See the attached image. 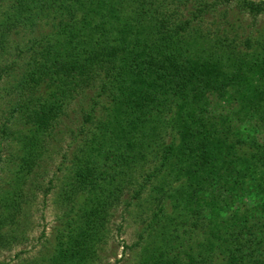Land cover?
Listing matches in <instances>:
<instances>
[{"label":"trees","instance_id":"16d2710c","mask_svg":"<svg viewBox=\"0 0 264 264\" xmlns=\"http://www.w3.org/2000/svg\"><path fill=\"white\" fill-rule=\"evenodd\" d=\"M220 8L264 16V0H0L14 174L42 169L65 128L75 148L55 172L65 209L43 264H97L115 211L153 183L138 264H264V38L238 49L206 32ZM26 192L6 195L0 243L16 241Z\"/></svg>","mask_w":264,"mask_h":264},{"label":"rangeland","instance_id":"374dc122","mask_svg":"<svg viewBox=\"0 0 264 264\" xmlns=\"http://www.w3.org/2000/svg\"><path fill=\"white\" fill-rule=\"evenodd\" d=\"M173 1L168 0V3ZM203 26L204 30L212 35L226 34L229 38L228 44L232 46L237 44L238 49L245 48L244 40L247 38L259 40V42H263L261 38H264V16L254 21L251 17H244L237 11H230L227 14L224 8L211 12L206 17ZM10 59L12 58L2 56L0 52V65H4L6 60ZM12 84L13 81L8 77L0 80V126L8 118L12 105L16 103V94H12V89H10ZM74 109L75 112L66 124L80 131L83 114L80 112L81 107L75 106ZM59 140L61 142L53 145L50 154L43 161V168L37 169L30 177L20 182L14 174L18 169L14 162L19 154L17 148L12 147L10 142L0 145V213L6 204V195L9 191L19 185L27 191L24 197L27 203L19 219L20 223L12 232L7 230L11 235H15L16 241H13L11 235L7 234L11 238L10 244L5 241L0 243V264H43L42 261L47 256L46 246L51 244L55 228L59 225L58 218L65 209L58 203L57 195L60 190L58 184L61 182L56 181L55 172L58 164L65 161L63 155L67 154L71 158L75 149L68 147L71 136L67 128ZM58 174L61 177L60 180L63 181V175ZM51 180H53L52 184ZM155 185V183L151 184L143 193L142 198L130 207H127L125 203L115 211L111 222L110 239L104 246L105 248L100 251L97 264H138L141 262L143 248L148 244V240L150 246H154L148 228L157 204L154 198L158 193ZM49 187H52L51 191ZM184 229L180 230L184 239H188L190 233L187 234Z\"/></svg>","mask_w":264,"mask_h":264}]
</instances>
